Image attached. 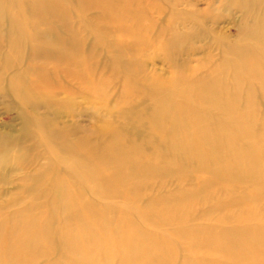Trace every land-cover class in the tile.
Here are the masks:
<instances>
[{"label":"rangeland","instance_id":"1","mask_svg":"<svg viewBox=\"0 0 264 264\" xmlns=\"http://www.w3.org/2000/svg\"><path fill=\"white\" fill-rule=\"evenodd\" d=\"M126 1L0 0V214L2 217L9 216L7 218L10 219L30 216L34 226L35 223L39 225V221H42L39 227L36 224L35 227L38 229L44 225L43 228H47L48 231L51 228L57 231L61 227L63 231L65 224L61 217L56 214L51 216L48 210V213H42V210L44 205L47 206L48 201V205L53 202L52 192L55 184L50 183L55 179L59 181L62 178L66 179L65 177L72 182L76 179L74 181L77 183L78 170L72 164L74 161L68 164L58 163V166L49 163L51 159H48L50 154L45 143L46 139L53 142L58 154H65L67 157L69 155L70 158L77 156L85 159L86 157L91 163L106 152L105 148L115 146L111 134L118 130L123 136L122 146H127L126 143L143 144V154L141 153L140 158L146 162L155 153L154 145L157 144L156 133L153 135L154 139L152 138L155 116L160 110L157 104L168 100L170 95L172 96L171 93L183 86L195 88L201 84L205 87L204 90L200 88L201 86L198 87L202 92L201 95L208 97L210 91L208 87L211 86L213 78L208 79L211 81L210 85L206 81L207 86L203 83L204 79L207 80L206 77L209 75L214 77L215 69L217 77L219 73L220 79L224 77L227 79L231 72L230 68L238 66L239 62L235 59L239 58V51L250 49L255 45L256 42H252L254 39L251 41L253 37L250 36L252 34L255 36L254 32L259 24L264 23L262 20L264 0H133L134 3L132 0ZM14 21L16 23H13ZM23 23H26L25 26L22 25ZM137 33L139 38H134ZM78 56L79 59L76 58ZM80 61L82 63H79ZM223 62L225 65L222 64ZM78 64L87 68L88 74L86 69L81 70ZM228 70L230 72L227 74ZM43 81L50 87H44ZM89 82L102 86L101 91L98 94L93 93ZM173 86L177 89L174 87L175 90H171ZM168 88L171 93L169 90L166 91ZM161 95H164V98ZM256 97V108L260 114L258 116L264 119V102L260 101L259 95ZM178 100L175 99V104L176 101L178 104L179 102L184 104L183 101ZM201 106L208 112L200 109L198 105L199 112L221 118V114H218L221 111L209 109L208 105ZM120 110L122 115L119 116L117 113H120ZM212 112L218 115H213ZM113 124L117 125L118 129ZM109 125L112 127L111 132ZM168 135L173 137L172 134ZM64 140L67 142H61ZM104 140L107 142L104 143ZM62 143L66 145L60 146ZM75 144L80 147H74ZM91 153H94L93 157ZM70 154L73 156L71 157ZM168 156L163 152L159 154L163 163H168L170 160ZM74 158L72 160H75ZM70 172L76 176L71 175ZM69 173L74 179L70 178ZM177 177L166 174L157 175L149 180L144 179L141 181L142 187L137 188L138 190L130 189V183L135 184L133 181L130 183L128 181L129 184L116 183L112 192L103 198L86 193V199L88 198L86 201L101 211L105 205L116 207L115 209H120L121 206L122 209L124 208L122 205L125 203L126 207L127 201L131 202L132 199L135 202H131L134 207L141 209L153 200L157 202L153 205L161 206L166 199L176 197L175 195L179 192L181 194V191L182 194L193 191L195 186L196 189L198 188L196 185L198 182L201 184L200 180L192 179L190 176L185 175L182 178L187 179L184 180ZM193 182L195 183L192 184ZM123 185L127 187L125 188L127 191L124 189L123 192L125 187ZM190 187L193 188L189 189ZM237 189L238 187H233L232 191L235 192ZM120 192H123L122 195ZM100 199L102 202L98 201ZM224 199V193L218 189L211 192L209 199L197 202L199 204L194 203L195 209L189 205L186 210L190 212L187 210V214L185 211L184 214L182 212L177 214L176 221L168 222L160 219L159 222H152L154 231L151 228L150 232L152 230L151 234L155 236L154 238H161L157 240L163 239L176 247L175 258L173 257L175 260L164 264H196L207 257L206 250L197 255L189 254L190 248L189 251L184 248L188 246L184 245L186 242L180 243L179 232L191 235L203 229V231H228L244 228L242 225L232 223L231 219V221L225 220L221 225L223 217L228 218L238 214L242 209L237 201H232L233 204H225ZM101 214H104V211H101ZM2 217L0 216L1 225L7 220ZM47 222L50 224L46 225ZM257 225L255 221H251L245 226ZM61 229L56 232L55 237L57 247L62 246L59 249L64 253L63 250L68 242L60 235ZM50 232L53 233L52 230ZM59 241H62L60 242L62 244L58 243ZM0 242L2 243L3 240ZM6 242L9 241L5 240ZM181 244L184 245L182 249H180ZM44 248L45 253L39 254H42L41 258L38 255V260L35 257L29 264H54V262L58 264L67 261L64 257L65 253L63 255L60 251V253L56 250L48 251L47 246ZM204 251L207 254L201 255ZM58 258H62L61 261L57 260ZM218 259L215 257L210 261L217 262Z\"/></svg>","mask_w":264,"mask_h":264},{"label":"bare ground","instance_id":"2","mask_svg":"<svg viewBox=\"0 0 264 264\" xmlns=\"http://www.w3.org/2000/svg\"><path fill=\"white\" fill-rule=\"evenodd\" d=\"M262 20L264 21V19ZM119 22L120 21H118V23ZM13 23L16 22L14 21ZM25 24L23 23L22 25L25 26ZM128 30L130 31L129 28ZM136 35L137 36H132L134 38L138 37V33ZM254 35L255 36L252 34L250 37H253L251 41L254 39L252 42L255 41V45L252 48L249 47L250 49L239 51V58L237 57V60L234 58L235 61L239 62L238 66L233 67V65L230 64L233 68H230L231 72L228 70L227 74L230 73L227 79H225V77L224 79H220L219 73V77H217L216 69V73H213L214 77L209 75V77H206L207 80L204 79L205 81L203 83L207 86V82L210 85L211 81L209 80L213 78L211 79V86L208 87L210 88L208 97H205L204 94V96L201 95L202 92L199 89L203 88L204 90L205 88L202 87L201 84H199L201 87L197 85L200 87L199 89L198 87L185 88V86L181 84L183 88H179L178 90L177 87L180 85L179 84L177 87L173 86L171 89H177L174 93H171L172 91H170V88L166 90H169L172 94L168 100H164L165 102L159 100L161 103H158L159 101L157 100L158 102L156 103L159 104H157V107L160 106V110L155 116L154 133L152 134V138L155 133L157 134H155L157 144L154 145L155 153L150 158H146V162H144L143 158H140L143 144L136 143L138 144L136 145L133 141L135 145L126 143L127 146H122L121 142L123 141V136L118 130L111 134L113 143L115 141V146H112L117 148H105L106 152L103 153L100 158L97 157L95 160L92 159L93 162L91 163L87 161L86 157L83 159L70 154L71 157H75V160H72L73 157L70 158L69 155L67 157L65 154H58V149L53 146V142L46 139L45 143L50 154V157L48 155V159H51L49 163L52 162L58 166L61 163L68 164L70 161L71 163L74 161L72 164H74L75 169L78 170L76 171L78 172L77 183L74 181L76 179L73 178L76 175L71 172V175L74 176L72 177L70 173L68 175L70 178L74 179L73 182L67 180V177L64 176L66 178H62L64 181H62V179L60 181L59 179H55L56 183L55 180L50 183L55 184L54 191L52 192L53 202L48 205V201L46 204L47 208L44 205L45 211L42 210V213L49 212L50 215L56 214L60 216L65 224L63 231L61 229L62 227H59L61 229L59 232H61L60 235L62 238L68 242L65 250L62 249L67 261H65V263L59 262L58 264H164L166 262H172L175 260L173 257L176 247L168 244L163 239L162 241H158L159 239L161 240V238H157L158 240L154 238L155 236L151 234L153 230V226H151L153 225L152 222L160 221V219L168 222L176 221L175 216L177 214L179 215L181 212L184 214L183 211L186 213L188 210H186V208H188L189 205L195 209V207H193V205H195L194 203L209 199L211 192L218 189H221L225 195V199L223 200L225 204H233L232 201H237L242 208L238 214L231 215L228 218L223 217L221 219V225L225 220L231 219L232 223L242 225L244 228L229 229L228 231H203V229L191 235H185L179 232V238L181 239L180 243H182V241L186 242L183 243L184 245L187 244L188 248L186 246L184 248L188 249L187 251H189L190 248L191 252H188L189 254L194 253L197 255L203 250L208 251V254L205 253V251L201 253V255L207 254V257H203L204 259L199 262L196 259L198 262L196 264H264V119L258 116L259 113L256 108L257 95L261 98L260 101L264 102V23L259 24ZM76 58L79 59V56ZM64 60L66 59L64 58ZM72 62L73 61H71V63ZM79 63H82V61ZM234 63L233 61L232 64ZM222 64H224V62ZM78 65L81 70L82 68L86 69L87 72L85 70L84 72L88 74L87 68L81 64ZM220 69H222V67ZM221 71L223 72V69ZM86 73L85 77L87 76ZM85 80L87 85V79L85 78ZM252 81H255V83ZM91 83L89 82V86L92 92L98 94L102 86ZM128 84H130V82ZM47 86L50 87L49 84ZM47 86L45 85L44 87L47 88ZM124 92H126V90ZM206 94L208 95V93ZM164 95L161 96L164 98ZM175 99H179L181 102L183 101L184 104L180 102L178 104L177 101V104H175ZM219 99H221V101ZM202 104L208 105L209 109L212 108L221 111V113H218L221 114V118L218 119L217 116H215V118L208 113L199 112L197 107L200 105L201 109ZM203 110L205 111L206 109ZM119 112L120 113H117V115L121 114V110ZM214 114L218 115L216 112L213 113V115ZM116 126L114 127L116 128ZM108 127H110V125ZM109 129L111 132L112 127ZM116 129H118V127ZM121 129L123 130V127H121ZM102 132L105 133L104 131ZM168 134H172L173 137ZM105 141L106 140H104V143ZM61 142L66 143L67 141L64 140ZM111 142L112 141H110V143ZM63 143L60 146L64 147L66 145ZM74 147L78 148L80 145L78 146L77 144ZM90 150H92V148ZM90 150L87 152L88 156ZM75 151L78 150L75 149ZM162 152L169 155L168 159L170 157V160L168 163H163V161L160 160L159 154ZM90 155L93 157L94 153ZM164 157L166 156L164 155ZM103 167L106 168L103 169ZM166 174H168V176L169 174L170 176L173 174L175 177H181L180 180L187 179L186 177L190 176L192 179L200 180L201 184L198 181L197 183L195 180H190L191 182L195 181L197 183V189L195 188L196 186L194 188L190 187L189 189L193 188L194 190L184 194H182L183 191H181V194L179 192L180 195L177 193L178 195H175L176 197L166 199L161 206L153 205L155 202L153 200V202L151 201L153 206L150 202L149 205L147 204L141 209L137 206L134 207L133 203H131L133 200L131 199V202L127 201L126 207L125 203L122 205L124 206L122 209L121 206L120 209H115L116 207H107L105 205V208L101 210L104 211V214H101L100 210L99 212L86 201L88 199H86V193L103 198V196L109 195L110 192H112L114 184H129L130 181L135 182V184L130 183V189L133 188V190H138L142 187V180H149L157 175ZM185 175L186 177L182 178ZM198 184H200V186ZM125 185H123V187ZM233 187H238V189L234 192L232 191ZM125 188L127 189L125 186L123 192L126 190ZM105 198L106 197H104V199ZM231 198L235 199L231 200ZM101 200L102 199L98 201ZM95 202L97 203V201ZM29 209L31 208L29 207ZM99 209H101V207ZM188 211L190 212V210ZM0 216L2 217L1 214ZM32 216L34 217L35 215ZM7 217L9 218V216ZM7 217L3 216L2 218L6 219ZM8 218L2 225L0 224V241L3 240L2 243L0 242V264H29L33 258H37L40 252H43L44 246L48 247V251L51 250L54 252L56 250V252L60 251L62 253L61 249H59V247L62 246L57 247V239L55 237L57 234L56 232L60 229L54 231L52 228H48V231L47 228H43L45 226L42 225L43 227L39 228V230L36 227H39L42 221H39V225L35 223V226L37 224L35 227L30 216ZM251 221H255L258 225L255 227L245 226ZM49 224L48 222L46 223V225ZM158 225L161 224L158 223ZM151 228L152 230L150 232ZM50 230H52L53 233H51ZM171 237L172 236H170V238ZM173 237L175 238V236ZM5 240L9 242L5 243ZM177 240L180 241L178 238ZM60 242L62 241L58 243ZM182 244L180 245L182 246L180 249L184 246ZM44 250H46V248H44ZM64 253L62 254L64 255ZM41 255H39L40 258ZM215 257L219 258L218 261L211 262L210 259ZM59 259L60 258L57 260ZM36 260H38V258ZM54 264L56 263L54 262Z\"/></svg>","mask_w":264,"mask_h":264}]
</instances>
